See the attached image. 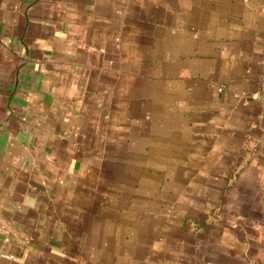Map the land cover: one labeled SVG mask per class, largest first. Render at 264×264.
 <instances>
[{
	"label": "crops",
	"instance_id": "1",
	"mask_svg": "<svg viewBox=\"0 0 264 264\" xmlns=\"http://www.w3.org/2000/svg\"><path fill=\"white\" fill-rule=\"evenodd\" d=\"M264 0H0V264H264Z\"/></svg>",
	"mask_w": 264,
	"mask_h": 264
},
{
	"label": "built area",
	"instance_id": "2",
	"mask_svg": "<svg viewBox=\"0 0 264 264\" xmlns=\"http://www.w3.org/2000/svg\"><path fill=\"white\" fill-rule=\"evenodd\" d=\"M262 92H263V96H264V77H263V83H262Z\"/></svg>",
	"mask_w": 264,
	"mask_h": 264
}]
</instances>
